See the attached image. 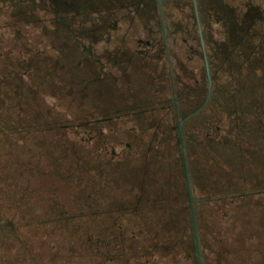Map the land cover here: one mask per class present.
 Masks as SVG:
<instances>
[{
	"label": "flooded vegetation",
	"instance_id": "flooded-vegetation-1",
	"mask_svg": "<svg viewBox=\"0 0 264 264\" xmlns=\"http://www.w3.org/2000/svg\"><path fill=\"white\" fill-rule=\"evenodd\" d=\"M3 19L12 35L5 49L0 44V87L28 89L37 106L67 92L79 118L59 130L75 139L74 155H106L108 166L146 171L140 155L153 149L156 202H171L162 195L165 168L169 183L184 184L192 242L138 249L134 241L122 251L109 242L83 252L136 264L137 250H146L149 264L167 251L169 264H211L206 245L193 239L181 141L199 231L198 207L222 197L194 194V138L201 155L230 148L243 160L254 147L264 150V0H0ZM257 193L264 190L235 197Z\"/></svg>",
	"mask_w": 264,
	"mask_h": 264
},
{
	"label": "rangeland",
	"instance_id": "rangeland-1",
	"mask_svg": "<svg viewBox=\"0 0 264 264\" xmlns=\"http://www.w3.org/2000/svg\"><path fill=\"white\" fill-rule=\"evenodd\" d=\"M5 22L0 20L3 49L12 35ZM4 75L0 73V78ZM42 93L47 96L50 91ZM57 96L56 100L48 96L46 104L37 106L28 89L0 87V164L13 170L24 185L23 193L11 200L0 197V264H121L109 261L110 253L99 262L83 250L109 242L119 243V250L123 245L132 249L134 241L140 243L138 249H149L153 243L180 248L178 244L192 242L184 184L169 183L165 168L162 195L169 193L171 200L166 203L156 202V191L149 186L153 149L140 155L138 166L146 171L108 166L106 155H74L75 139H67L59 127L76 123L79 117L72 114L76 106L67 92ZM19 97L23 101H14ZM247 133L259 138L253 130ZM197 146L194 138L190 156L194 194L224 199L197 209L208 261L264 264V193L235 197L264 190V150L254 147L242 160L230 148L201 155ZM159 157L165 166L166 155ZM145 253L137 250L136 264L145 263ZM128 254L124 259L131 262L134 257ZM155 258L149 264L170 262L167 257Z\"/></svg>",
	"mask_w": 264,
	"mask_h": 264
},
{
	"label": "trees",
	"instance_id": "trees-1",
	"mask_svg": "<svg viewBox=\"0 0 264 264\" xmlns=\"http://www.w3.org/2000/svg\"><path fill=\"white\" fill-rule=\"evenodd\" d=\"M2 164V163H1ZM0 164V197H7L8 200H11L17 194L23 193V182L22 179L15 176L13 170L8 169ZM1 188L3 190H1ZM258 194V193H257ZM252 197V195L250 196ZM249 198V197H248ZM221 200V199H220ZM224 199L222 198L221 201ZM214 203V202H212ZM210 203V204H212ZM209 203H205L204 205H208ZM45 209H47L45 207ZM183 220V219H182ZM181 224H184L183 221Z\"/></svg>",
	"mask_w": 264,
	"mask_h": 264
},
{
	"label": "water",
	"instance_id": "water-1",
	"mask_svg": "<svg viewBox=\"0 0 264 264\" xmlns=\"http://www.w3.org/2000/svg\"><path fill=\"white\" fill-rule=\"evenodd\" d=\"M181 147H182V161H183V168H184V176L186 179V190L187 195L189 197V203H190V210H191V223L193 224V239L194 242L199 245L200 244V238H199V231L197 227V219L194 209V199L192 195V188L190 183V173H189V167H188V161L184 152V145L181 141Z\"/></svg>",
	"mask_w": 264,
	"mask_h": 264
}]
</instances>
